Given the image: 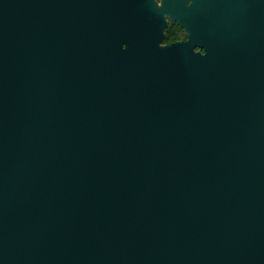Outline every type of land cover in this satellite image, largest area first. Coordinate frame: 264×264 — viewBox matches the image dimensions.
Returning a JSON list of instances; mask_svg holds the SVG:
<instances>
[{
  "label": "water",
  "instance_id": "1",
  "mask_svg": "<svg viewBox=\"0 0 264 264\" xmlns=\"http://www.w3.org/2000/svg\"><path fill=\"white\" fill-rule=\"evenodd\" d=\"M160 11L0 0V264H264V0Z\"/></svg>",
  "mask_w": 264,
  "mask_h": 264
},
{
  "label": "flooded vegetation",
  "instance_id": "2",
  "mask_svg": "<svg viewBox=\"0 0 264 264\" xmlns=\"http://www.w3.org/2000/svg\"><path fill=\"white\" fill-rule=\"evenodd\" d=\"M153 1L156 6L161 9L159 16L163 19L161 26L162 38L160 43L189 42L195 51L204 52V46L194 45L189 40V33L184 24L186 17L191 18L189 7L194 3V0H170L169 7H165V0ZM149 18L152 19L151 16H149Z\"/></svg>",
  "mask_w": 264,
  "mask_h": 264
}]
</instances>
